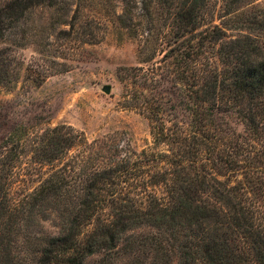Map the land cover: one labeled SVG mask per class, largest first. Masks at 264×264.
I'll return each mask as SVG.
<instances>
[{
    "label": "trees",
    "instance_id": "trees-1",
    "mask_svg": "<svg viewBox=\"0 0 264 264\" xmlns=\"http://www.w3.org/2000/svg\"><path fill=\"white\" fill-rule=\"evenodd\" d=\"M24 1L15 0L12 17ZM118 1L121 27L163 20V64L132 75L153 145L137 150L116 134L88 142L65 124L31 138L0 112V264H86L120 250L150 252L162 264H264V38L229 35L224 20L244 0H224L221 13L216 4L209 14L208 0ZM245 26L264 30L256 19ZM6 59L0 49V85L13 82L3 78ZM27 151L38 156L24 162ZM23 164L46 176L16 199ZM58 197L72 213L32 263L21 262L29 219ZM141 228L148 230L127 235Z\"/></svg>",
    "mask_w": 264,
    "mask_h": 264
},
{
    "label": "rangeland",
    "instance_id": "rangeland-1",
    "mask_svg": "<svg viewBox=\"0 0 264 264\" xmlns=\"http://www.w3.org/2000/svg\"><path fill=\"white\" fill-rule=\"evenodd\" d=\"M224 3L208 0L204 11L211 13L217 4V12L221 13ZM23 4L22 15L12 17L10 7L16 5L15 0H0V49L8 63L3 78L13 81L0 85V112L8 115L11 123L21 122L28 127L31 138L37 131L65 124L84 134L88 142L116 134L120 143H130L137 150L152 146L151 122L136 108L139 94L132 86L136 80L132 75L142 74L143 68L156 63L163 64V20L155 19V15L136 18L138 33L134 26L116 24L114 13H121L118 0H25ZM239 8L224 19L228 20L227 33L264 38V30L245 26L250 19L264 22V0H244ZM149 30L151 46L146 48L142 34L149 37ZM107 85L111 86L110 93L103 90ZM37 156L38 152L27 151L21 157L25 162ZM44 175L23 164L14 177L13 198L32 191ZM72 211L67 197L49 198L39 205L19 237L17 253L21 262L32 263L44 240L59 234L66 221L64 216ZM145 230H131L127 235ZM86 264L162 261L150 252L120 250L110 256L97 253Z\"/></svg>",
    "mask_w": 264,
    "mask_h": 264
},
{
    "label": "water",
    "instance_id": "water-1",
    "mask_svg": "<svg viewBox=\"0 0 264 264\" xmlns=\"http://www.w3.org/2000/svg\"><path fill=\"white\" fill-rule=\"evenodd\" d=\"M103 90H104L105 92H107V93H110V91H111V86L107 85V86H105V87L103 88Z\"/></svg>",
    "mask_w": 264,
    "mask_h": 264
}]
</instances>
